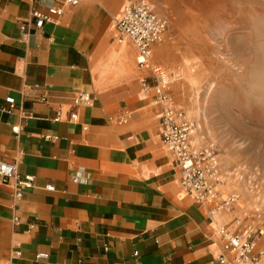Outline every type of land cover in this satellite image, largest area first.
<instances>
[{
    "label": "crops",
    "instance_id": "obj_1",
    "mask_svg": "<svg viewBox=\"0 0 264 264\" xmlns=\"http://www.w3.org/2000/svg\"><path fill=\"white\" fill-rule=\"evenodd\" d=\"M138 1L80 0L38 26L33 10L48 13L59 0H0V160L36 177L20 199L14 182L0 180V264H212L233 255L220 231L242 232L243 211L211 214L225 195L205 203L184 191L162 140V105L142 88L150 71L117 29ZM149 1L172 17L151 61L171 64L186 41V5ZM80 91L92 105L75 104ZM172 93L185 111L187 90ZM257 242L259 251L264 235Z\"/></svg>",
    "mask_w": 264,
    "mask_h": 264
},
{
    "label": "rangeland",
    "instance_id": "obj_2",
    "mask_svg": "<svg viewBox=\"0 0 264 264\" xmlns=\"http://www.w3.org/2000/svg\"><path fill=\"white\" fill-rule=\"evenodd\" d=\"M183 1L188 17L179 18L178 28L186 41L176 64L161 61L182 75L171 93L186 81L182 62H189L195 90H187L190 112L182 108L196 125L193 141L219 148V184L227 188L219 199L241 195L251 207L237 219L241 231L264 228V0ZM168 34L167 28L162 41ZM234 204L228 208L242 211Z\"/></svg>",
    "mask_w": 264,
    "mask_h": 264
},
{
    "label": "built area",
    "instance_id": "obj_3",
    "mask_svg": "<svg viewBox=\"0 0 264 264\" xmlns=\"http://www.w3.org/2000/svg\"><path fill=\"white\" fill-rule=\"evenodd\" d=\"M61 5H51L48 13L34 9L32 14L36 25L53 21L54 16H61L65 6H76L80 0H59ZM169 18L158 14L149 0H140L124 7L122 16L116 26L122 36L129 38L138 49L137 63L140 67L150 71L149 77L141 80L142 88L146 92H153L154 102L162 105V140L170 152L173 153L176 165L181 172V185L184 191L192 193L199 202L210 203L217 197L216 186L220 181L219 148L215 142L202 146L192 144L195 123L186 112L177 109L173 103L170 90L171 80L167 69L161 64L151 61V52L155 44L162 41V37L169 27ZM93 95L89 91H80L75 97V104L92 105ZM13 106V102H11ZM129 115V114H128ZM77 114H72L76 120ZM60 120V116L56 118ZM19 127H13L18 133ZM0 180L4 183L14 182L17 186L15 198L20 199L28 190L35 188L36 177L33 174H21L18 161L7 162L0 160ZM53 191V185H47ZM237 195H231L211 210V214L218 213L237 201ZM15 221L20 219L15 217ZM226 237L224 248L233 255L219 254L212 264H264V248L256 251L258 239L264 235V228L243 232L223 228L220 231ZM41 253L39 257H47Z\"/></svg>",
    "mask_w": 264,
    "mask_h": 264
},
{
    "label": "bare ground",
    "instance_id": "obj_4",
    "mask_svg": "<svg viewBox=\"0 0 264 264\" xmlns=\"http://www.w3.org/2000/svg\"><path fill=\"white\" fill-rule=\"evenodd\" d=\"M153 52V51H152ZM152 52H151V58H152ZM155 54H156V56H160V52L159 53H157V52H155ZM179 60H181V58L179 57ZM183 61V59L181 60V62ZM186 61V60H185ZM171 64H176V61H172L171 62ZM182 64H183V66H184V69H185V71H186V81L185 82H182L181 83V81H180V83H178V85H179V90H189L190 88L191 89H193V87H192V76L190 75V73H189V71H188V67H189V62L187 63V62H182ZM162 65V64H161ZM162 66H164V64L162 65ZM166 69H167V71H168V73L170 74V80H171V85L170 86H172V84L173 83H175L176 81H178V80H180L181 78H182V75H181V72H175L176 71V69L175 70H171V69H168L166 66H164ZM177 67V66H176ZM175 67V68H176ZM178 68V67H177ZM181 69V68H180ZM182 71V70H181ZM178 78H180V79H178ZM174 85V84H173ZM193 90H195V89H193ZM188 94H189V92H188ZM181 95V94H180ZM176 102V101H175ZM187 109V111H189L190 112V110H191V108H186ZM188 115V114H187ZM189 116H191V115H189ZM195 132L196 131H194V133L193 134H195ZM194 136V135H193ZM196 137L197 138H199V134H197L196 135ZM196 141H197V139H196ZM220 183V182H219ZM218 183V184H219ZM217 184V186H216V190H217V197L219 198V195H218V191H220V192H222V191H224V189H227L226 187L224 188V186H221V184H219L218 185ZM237 196H238V198H237V204H238V206L240 207V208H242V209H240V210H242V211H244L245 209H247V210H250L251 209V207L250 206H248V204H246L243 200L241 201V199H240V196L241 195H238L237 194ZM215 198V199H218V198ZM214 199V200H215ZM226 199H228V198H226ZM225 200V199H224ZM214 203V202H213ZM262 237H260V239H261ZM259 239V240H260ZM258 240V241H259Z\"/></svg>",
    "mask_w": 264,
    "mask_h": 264
}]
</instances>
